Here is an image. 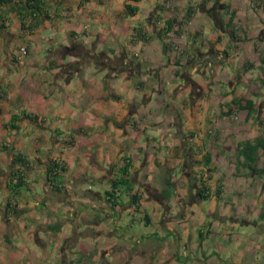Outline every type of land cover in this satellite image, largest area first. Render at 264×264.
Segmentation results:
<instances>
[{
    "label": "crops",
    "instance_id": "0c3cea01",
    "mask_svg": "<svg viewBox=\"0 0 264 264\" xmlns=\"http://www.w3.org/2000/svg\"><path fill=\"white\" fill-rule=\"evenodd\" d=\"M13 1L15 9L24 2ZM40 1L36 22L24 18L29 28L0 6V264H264V215L256 241L237 250H226L230 236L217 237L209 221L199 223L222 221L230 231L247 223L241 208L260 207L264 173L240 166L233 188L222 182L225 200L195 199L203 153L213 181L215 159L231 161L239 141L264 136V0H140L130 3L134 15L125 0ZM187 8L178 36H165L163 19ZM242 96L255 102V120L220 114ZM14 114L15 127L3 126ZM237 124L245 131L223 134ZM122 156L137 211L124 192L121 205L103 198ZM47 158L64 165L57 192L44 179ZM15 167L25 186L11 193ZM168 174L175 186L165 200Z\"/></svg>",
    "mask_w": 264,
    "mask_h": 264
},
{
    "label": "trees",
    "instance_id": "16d2710c",
    "mask_svg": "<svg viewBox=\"0 0 264 264\" xmlns=\"http://www.w3.org/2000/svg\"><path fill=\"white\" fill-rule=\"evenodd\" d=\"M85 1V0H83ZM124 4L125 14L126 15H134L137 12V7L130 3H137L140 0H125ZM254 2H259V0H253ZM206 0H201V3H205ZM13 0H0V6L7 5L9 10H15L19 22L20 27L29 28V25L24 24V18H28L30 21L33 20L36 22L37 15L42 12L41 6L42 2L40 0H24L23 3L18 5V8H14L12 4ZM261 4V3H260ZM260 4L256 3L257 7H261ZM255 6V7H256ZM163 6L158 4L155 9H162ZM227 12V9L225 10ZM193 13V10L187 8L185 13L181 16V18L176 19L175 17L164 18L162 24L164 25V35L166 33L169 35L178 36L180 25L187 21ZM234 18V10L228 11L227 15V24H231ZM33 22V24H34ZM32 25V24H31ZM143 38V36H141ZM253 62H248L246 65L241 67V73L252 68L254 65ZM240 77V76H239ZM237 76V79L239 78ZM250 94L255 95L256 89H252ZM221 107L225 108V110L220 111L221 115L228 116L232 118L233 115L238 114L239 112L245 113V120L248 118L256 119V104L249 98L244 96L240 97L237 101L233 100L230 102L222 103ZM27 118L29 116L25 115ZM17 115H11L7 124L3 126H9L10 128H14L12 122L17 120ZM32 119V118H30ZM190 134V133H189ZM235 153L237 162H239L241 167H248L249 170L253 171V174H262L264 173V136H256L250 139H244L239 141L235 146ZM222 152V150L220 151ZM221 154V153H218ZM217 154V155H218ZM239 160V161H238ZM13 161L15 164H19L21 166H26L27 161L20 157L19 155L13 156ZM211 162L210 153H203V155L197 160V163L201 164L200 173H204V175L200 174L196 178V187H197V196L200 200H208L211 197L216 199H221V186L222 179L216 178L211 181L210 168L209 164ZM260 162L261 167H258V163ZM129 167L130 162L129 158L122 156L121 164L117 169V172L111 176L108 182V188L103 193V198L106 200L111 206L121 205L122 203L118 201V193L124 192L128 195V203L129 206L132 207L133 211L140 210V206L138 204L139 194L136 191H131V181L129 177ZM203 169V170H202ZM205 169V170H204ZM64 170V165L59 161L52 158H47L44 162L43 174L44 179L46 181L47 186L51 189V191L57 192L62 189L61 185V172ZM24 173L21 168L15 167L11 169L10 177L7 182V188L11 193H18L20 188H24L25 180ZM165 188L161 190V196L166 200L171 195V192L175 186V181L170 180L169 174L165 176L164 179ZM9 209L8 202L5 205V211ZM97 216V214L95 215Z\"/></svg>",
    "mask_w": 264,
    "mask_h": 264
},
{
    "label": "rangeland",
    "instance_id": "374dc122",
    "mask_svg": "<svg viewBox=\"0 0 264 264\" xmlns=\"http://www.w3.org/2000/svg\"><path fill=\"white\" fill-rule=\"evenodd\" d=\"M254 72H252L251 75H253ZM242 113L243 112H241V113L239 112L236 115L235 119H233V120L234 121H241L243 119L242 118V116H243ZM225 127H226L225 130L223 129V134L229 132V130H230V135H232L231 136L232 139H234V137L236 135L235 133L240 132V131L244 132L245 129H246V126H242L241 124H237V126H235V127L234 126L232 127L230 125H229V127L227 125ZM232 141L230 143L231 145H232ZM236 160H237V158L231 159V161H230V160H227V158H225V157L224 158H220V159L218 158V159L214 160V164H215L216 168L221 173L216 178H221L223 183H225V182L228 183L229 182V184L225 185L226 187L229 186L230 188H233L232 184H233V182L235 183V181H234L235 180V176H233L234 175L233 173L235 172V170L236 171L237 170L240 171V169H242L240 167L239 162H237ZM259 165H260V162H259ZM175 171L177 172V169ZM200 174L204 175V173H200ZM248 177H249L248 174L247 175L245 174L244 176H240L238 178L240 180H246ZM187 181H188V183L190 185L193 184L192 180L190 178L187 179ZM256 182L258 183V185H261V183H262V181L259 180V179H256V180L252 181L253 184L256 183ZM245 194H246V192H245V190H243L238 195L244 197L242 199H245L247 197V196H245ZM221 197H222L221 198L222 200L226 199V195H221ZM257 197H258V199L261 200L260 207L259 208H254V209H250L249 207H247V209L246 208H241V210L246 211L244 213L243 219L246 220L247 223L235 222L234 224H232L233 229L231 231L229 230L230 228H224V223H222V221H215L214 219H208V220H205V221H201L200 220L199 223H203V222L207 223L209 221L210 225H211L210 227L214 228L215 231L218 232L217 237L227 238L228 236H230L229 237L230 238V242L226 243L227 244L226 250H237V245L238 244H244L245 242L248 243V241H250V243L251 242L253 243L256 240L254 238H252V236L253 235L254 236L255 235H260L259 233L261 232L258 220H259L260 217H263V215H264V191L258 193V195H256L254 198L256 199ZM195 199H199L196 194H195ZM207 205H208V202L207 201H203V206H202L201 210L205 211L206 208H207ZM123 216L126 217L127 215L124 213ZM212 220H214V221H212ZM136 228L137 229L138 228L144 229L142 227V225H139ZM248 237L251 238L252 241L247 239ZM212 247H213V245L211 246V248ZM74 260H80V257H77ZM77 263L79 264L80 262L77 261Z\"/></svg>",
    "mask_w": 264,
    "mask_h": 264
},
{
    "label": "built area",
    "instance_id": "2783aa9c",
    "mask_svg": "<svg viewBox=\"0 0 264 264\" xmlns=\"http://www.w3.org/2000/svg\"><path fill=\"white\" fill-rule=\"evenodd\" d=\"M17 53H18V56L19 57H22L23 55H25V53H26V50H25V47L24 46H19L18 48H17Z\"/></svg>",
    "mask_w": 264,
    "mask_h": 264
}]
</instances>
